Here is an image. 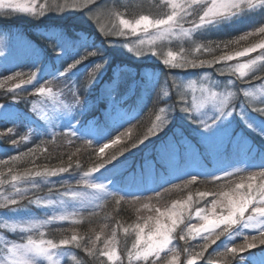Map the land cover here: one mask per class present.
Listing matches in <instances>:
<instances>
[{"label": "rangeland", "instance_id": "1", "mask_svg": "<svg viewBox=\"0 0 264 264\" xmlns=\"http://www.w3.org/2000/svg\"><path fill=\"white\" fill-rule=\"evenodd\" d=\"M19 2L25 3L27 0H19ZM60 2L63 3V0H60ZM42 3H44V0H37V4ZM133 3L138 6L139 10L136 13L137 15L134 18H130L129 21L138 19L140 15H148L152 19L171 12V8L164 7L161 4V0H93V3L88 6V9L92 10L91 13L86 8H66L63 12L45 11L43 16H36L25 12L12 13L9 16L0 14V21L18 18L40 21L43 23L42 29H51V33L54 36L55 34L60 35L61 41H59V44L63 45L68 44L65 40L66 36L55 30L66 27L83 32V30L90 29L107 37L109 43L114 46L113 52L117 57L132 64L147 66L143 69L140 68V77L135 81H131L129 92L126 95L119 97L114 95L113 91L118 87V80L115 77L114 80H107L103 85L101 84L98 87L99 90L95 99L88 97L85 100H80L76 95L74 71L73 73L66 74L64 77L59 76L60 72H58L52 81V87L55 90L59 89L57 93L51 92L49 94V88H45L46 86H44L45 92L43 94L38 92L33 97L34 99L29 102L28 107L35 117L33 119L30 117L29 112H22L16 103H0V105H3L0 108V124L15 122L18 126L24 128L30 136L33 134L45 135L50 138L58 137L63 140L65 139L64 141L69 139L75 141L77 139L84 144H86V140H89L93 143V147L98 148L96 150L97 154L101 144L110 142L113 138L112 135L114 136L122 127H124L122 133H126V136H122L123 140L131 136L132 131L130 132L125 128L132 124L130 119L136 114L141 113V109L144 110V101L153 92L152 84L155 80L158 81L159 73L156 72L155 68L151 69L149 66L157 64L175 72L169 75V80L166 81L163 92L155 98L156 104L159 103V100H164L167 104L169 101L171 103L173 101L175 105L172 107L171 103L168 104L165 112L161 114V118L166 123L153 134L155 143H146L143 146L136 147L114 163L104 166V168L99 169L97 172H92L90 177L87 178L91 183L103 184L105 191H97L78 183L83 177V172L86 171L79 168L69 169L66 173H59L56 176L31 177L27 182H12L11 177L10 179H4L5 183L3 186H0V193L4 195L14 193L13 183L16 184V187L27 188L28 192L27 198L22 201L26 207L0 209V222L22 223L30 220H46L54 215L68 216L66 220L53 221L51 224H47L40 229H34L31 232H21L19 229L15 232L0 229V235L10 243H26L29 235L34 240L39 241L40 232L45 233L44 239L47 240L46 232L55 230L57 227L64 226L69 228L70 226H75L76 221L82 220L84 215L88 216L89 213L94 212L96 214V212H100L104 207V202L112 196L110 193L118 194L125 197V199L136 198L152 191L159 183L169 179H180L189 175L208 177L212 180H217V177L218 179H225L228 178L225 176L226 172L230 171L235 175L244 169L264 162V115L247 107L253 97H245L243 95V91L249 87V83L256 85L261 83V81L252 78V73L261 77L264 76V71H260V68L264 67V60L257 61V64L249 72V75L239 79L237 78L238 74H226L225 76L218 74L216 70L223 66V62L213 65L211 68H171L163 63V59L166 58L168 51L178 54L181 47L186 50L190 48L191 45L187 38L170 37L168 39H154L157 33L153 28H149L147 32L140 28L135 33H132L130 29H123L124 35H106L105 32L100 31L101 24L106 28H112L114 24L119 25V18L113 16V10L116 5L127 9ZM197 12H199L198 7L197 11L188 17V20L196 19ZM96 16L99 17V22L95 18ZM56 20H58L57 23H54L53 21ZM263 20L264 7L244 8L229 18L214 22L192 33L191 38L201 43L204 40H213L212 38L221 37L230 32L239 31L253 24H258ZM86 24L89 27L85 26ZM45 25L47 26L45 27ZM120 27L122 28V26ZM184 27H191V25L184 23ZM0 29L3 31L2 25H0ZM21 29V25L11 24V27H7L5 32H0V48L7 47L8 49L7 55L0 58V73L4 70H14L24 64L23 62L26 63L24 64L25 66L34 68L35 62L42 56L40 51L32 49L26 37L19 35ZM141 40L145 41L143 45L139 44ZM152 40H154V43L150 44L149 41ZM129 47H132L134 50L129 51ZM141 48L145 50V54L137 57L136 51ZM149 48H152L157 54L153 55L151 52L146 51ZM260 51V49H257L245 57H235L227 63L232 65L246 63L250 59H255L260 54ZM59 57L60 55H56L52 60L58 62L56 59ZM51 64L52 61H49L36 70L37 78L33 83L41 79L44 73L48 72ZM116 69L121 72L125 69V66L123 64V70L115 67ZM179 70L181 73L177 72ZM188 70L193 71L190 72ZM206 73L209 79H203ZM131 75V77L135 76L133 72ZM105 78L106 76H104ZM173 79L182 85L183 99H181L177 89L172 86ZM229 79L234 83L228 86V90L236 93L231 100L232 114L226 119L221 118L217 120L210 131L201 128L198 123L199 120H210L218 115L216 102L208 91H202V89L224 92V87ZM191 82H194L193 86L187 87ZM213 82H216L220 87H215ZM30 85L21 84L19 88L14 87L12 92L18 94L19 91H24ZM66 86H69V89L75 93L69 95L66 90L60 92V89H64ZM165 91L168 92L167 96L164 95ZM252 91L255 98H257L255 106L264 107V104H259L264 103V95L259 96L256 89H252ZM135 95L138 96L139 103L137 107L133 108L134 102L132 98ZM77 98L81 103L71 113L63 109V104H72ZM103 102L105 106L102 110V119H99L100 116L97 115V112L93 113V110L95 108L99 111L98 106H101ZM33 104L37 106L36 111H33ZM184 107L189 108L190 111H181V108ZM41 110L47 113V119L41 118L39 114ZM249 124L252 127H249ZM162 130L164 131L159 133ZM69 131L74 132L75 136H66V133ZM165 132L167 133L165 134ZM25 135L27 136V134ZM216 137L222 138L221 143L213 147L210 141ZM230 139L232 140L231 145L229 149L225 150L228 145L227 142ZM123 140L118 145H110L109 149H106L105 152L119 148L123 144ZM156 140L158 141L156 142ZM168 149H171V155L167 154L166 150ZM0 152H3L1 147ZM207 156L211 159L213 165L211 168L205 166V158ZM237 168L241 171L237 172ZM167 174L169 177H166ZM33 180L38 185L37 188H33ZM72 191L81 192L86 198L73 199L71 197ZM62 193H67V195H60ZM36 198L51 199L56 201V203L40 207L28 203V200ZM209 199V195L200 198L195 194L189 210L184 213V222L179 224L172 233L173 239L168 246L169 248H175L177 251L180 248L179 242L182 241L184 243L177 264H187L188 259L191 258L190 252L184 251V249H187V244L184 240L186 242L187 240H191L192 243L194 241L199 242L200 240H204L203 237L207 235V233H202L200 236L193 238L186 234L188 227L193 224L199 225L202 223L195 215L197 209L208 210V214L211 217L210 209L214 200L210 201ZM172 207L173 204L168 207V210H171ZM189 212L191 213L190 218ZM248 214L250 213H246L245 217ZM162 219H164L165 223H170L166 218ZM140 225L145 227L142 235L146 239L148 227H146L147 225L144 222L140 223ZM134 226L136 225L128 224L121 229V239L117 243L119 247L116 250V255L119 259L108 262L122 264L123 260H128L127 253L134 251L132 245L136 241V227ZM125 228L128 231H124ZM255 233L259 232L242 226H233V229L225 233L219 244L217 243L215 247L212 246L211 250L213 249L214 253V249L217 250L219 247L225 249L233 241L241 239L247 234ZM181 235H185L184 240L180 239ZM190 246L192 244L188 247ZM0 249H3V244H0ZM50 255L52 257L51 261L44 256H30V259L33 260L34 264H70L73 262L74 252L70 247L61 246L60 248L51 250ZM203 256L205 257V255ZM164 257L171 259V253L167 249L161 253L162 261ZM240 257L247 258L246 264H264V249H256L255 251L242 254ZM152 259H155V257H150L148 264H151ZM162 261L158 262V264H162ZM0 264H7L5 250H0ZM132 264H145V261L133 260ZM195 264H200L199 257H197ZM202 264L216 263H205L203 261ZM234 264H240V262L237 260Z\"/></svg>", "mask_w": 264, "mask_h": 264}, {"label": "snow or ice", "instance_id": "2", "mask_svg": "<svg viewBox=\"0 0 264 264\" xmlns=\"http://www.w3.org/2000/svg\"><path fill=\"white\" fill-rule=\"evenodd\" d=\"M93 3V0H63V3L60 0H44V3L37 4V0H27L25 3L19 2V0H7V4H4V0H0V14L4 15H11L12 13L17 12H25V13H32L36 16H43L45 11H56V12H63L66 8H86ZM161 4L164 7H170L171 12L162 15L159 17H155L150 19L148 15H140L138 19H134V21H129L127 19L119 18V13H113L117 18H119V25L114 24L112 28H106L103 24L100 25V31L105 32L106 35H124L123 29H130L132 33H135L137 29L142 28L143 31L147 32L149 28H153L156 30L157 38L158 39H168L170 37L176 38H190L192 33L200 30L201 28L211 25L214 22H218L222 19L229 18L235 15L238 11L248 8L253 9L256 7H264V0H161ZM196 6V7H194ZM197 7L199 12H197L196 19L188 20V17L192 16L194 12L197 11ZM91 13L92 10L88 9ZM202 13V14H200ZM99 22V17H95ZM184 23H189L191 27H184ZM122 26V28L120 27ZM178 29V31H177ZM259 34V39L257 42L253 43L252 45L243 48L242 50H238L241 54H229V53H222L220 55H214L212 59H202L201 56L205 53L211 54L215 52L217 49H220L222 46L227 48L230 43L235 41H228V42H216L215 46L213 47V42H209L212 46L213 51L207 50L203 44H197L196 46L192 47L191 49H184L180 48L178 54H174L172 51H168L166 58L163 59V63L168 65L171 68H179V69H195V68H211L213 65L221 64L223 62V66L218 68L216 71L220 76L227 75H237V78L247 77L249 72L252 68L257 64V61L264 60V26L259 27L257 30ZM257 35V33L248 32L245 35L239 37L240 40H246L249 36ZM154 38V39H157ZM55 40L58 42L61 41V37L59 34H55ZM145 41H139L140 45H143ZM149 43H154V40L149 41ZM56 45H54L55 47ZM67 46V45H65ZM130 51L134 49L129 47ZM257 49H260V54L256 56L255 59H250L246 63H237L235 65L229 64L227 62L232 61L235 57H245L249 53L255 52ZM148 52H151L153 55L157 53L153 51L152 48L148 49ZM137 54V52H136ZM97 55L94 51H88L85 55H80L79 59L74 58L72 63L67 64V67L59 73V76L64 77L66 74L70 73L73 69H75L78 65L82 63V61L87 60L89 57H95ZM242 65L246 67H241ZM102 67L101 64L97 63L93 72L90 74V79L94 77V74L97 70ZM260 71H264V67L260 68ZM23 73H15V76L6 77V80H13L17 77L20 78V84H32L34 80L37 78L36 72H31L27 75V79L23 78ZM252 78L258 81H261L259 85L249 83V87L243 91V95L245 97H253L250 100L247 107L252 108L254 111L259 112L260 114L264 115V107H256L257 98H255L252 89H256L260 95H264V77L253 75ZM203 79H209L208 74L206 73ZM215 87L219 88L220 86L216 83ZM234 82L229 79L227 84L225 85L224 92H215L211 91L210 89H202V91H208L210 96L214 99L217 104V112L218 115L214 118L209 119H201L198 121L201 128L205 130H211L213 126L216 124L217 120L221 118H227L232 114V106L231 100L236 95L233 91L228 90L229 85H232ZM194 82H191L187 85V87H192ZM2 86V85H0ZM172 86L177 89L180 93L181 99H183V92L181 91V84H178L175 79H173ZM17 88L20 87L19 84L16 85ZM40 93L45 92V88L41 87L38 89ZM49 94L51 93V89H48ZM164 95L167 96L168 92L165 91ZM80 100L77 98L74 103L72 104H63L62 107L68 113H71L74 108L80 105ZM264 104V103H259ZM3 105H0L2 108ZM37 110V106L33 104V111ZM160 113H164L165 109L161 108ZM181 111L189 112L190 109L187 107L181 108ZM40 116L42 119H47L48 115L45 111H40ZM156 122H153L152 126L148 129L147 133L144 134L143 139L146 140L149 138L150 135L154 134L157 129H159L164 123L165 120L161 118L160 115H157L155 118ZM247 123V121H246ZM252 127L251 124L248 125ZM13 130L11 128L8 129V133H11ZM0 135H4L0 133ZM55 135V134H54ZM66 136H75V133L69 131L66 133ZM121 136H126V133H121L118 136V140L120 143ZM22 139H27V137H23ZM132 139L131 147H136L137 142L141 143L143 140H140L139 137L136 138H129ZM220 137L213 138L210 143L213 147L218 146L221 143ZM18 142L13 139L12 144L15 145ZM68 143H71L69 139ZM118 143V144H119ZM117 144V145H118ZM127 146L124 148H117L115 151L110 153L106 160V164L111 163L113 160H116L118 156L122 155L125 151H127ZM243 150V147H242ZM41 149L37 146L34 149H29L28 152H22L19 156L11 157V161H5L0 159V167L8 166L10 163L15 164V162L25 159V158H32L34 162V158L36 157L37 153L40 152ZM46 151V150H45ZM77 152L79 149L76 150ZM168 155H171V149L166 150ZM75 152L70 154L68 157V166H60L56 168H45L43 171L40 170H29L26 169L24 172L19 174H11V181H29L31 177H40V176H56L59 173H66L71 164L73 162V156H75ZM77 167H79V162H76ZM104 166L102 168H104ZM101 169V168H100ZM95 166L89 168L88 170L83 172V177L78 182L83 184L84 186L95 189L97 191H105V186L103 184L91 183L88 177H90L92 172H97ZM237 172L241 171L239 168L236 169ZM9 172L12 173V168L9 167ZM232 172H226L225 176L230 177L232 176ZM3 177V172H0V186H3L5 183ZM192 179L186 181L183 186L181 185H174L175 188L180 187H187L189 184L194 183L196 179ZM218 179V177H217ZM248 183H237L235 187L231 190V192H218L215 195L218 197L217 200L213 201L212 204V215L211 217L208 214V210L205 209H197L195 211L196 217H198L202 223L199 225L193 224L188 227L187 236H191L193 238L200 236L202 233H207L206 236L203 237L205 243L201 245V251L197 253H189L190 259H188L187 264H195L197 257L204 255V249H207L209 246V242L215 244L217 240L220 239L223 235H218L221 233L223 229L229 228L230 225L227 223H218L213 225L212 222L218 220L223 217H228L229 215H235L236 219L239 218V210L242 208L244 209L243 215L245 216L246 213H251L246 216V228L254 229L259 232L258 236H264V171L259 173H253L247 177ZM33 188H37L38 185L35 181H32ZM12 187L15 189L14 193H10L8 195H4L0 193V209H16L26 207L22 201L27 198V188H20L16 187V184L13 183ZM70 187V186H69ZM240 189H245L243 193H240ZM51 191V190H50ZM60 195H67V193H62ZM196 195L200 198H204L210 193H202L197 192ZM71 197L73 199L76 198H86L81 192L72 191ZM113 200L117 205L124 199L117 197L115 194H112ZM219 197H223V199H219ZM192 195L188 196L187 201H175L173 203V207L171 210L161 212L158 209H155L158 213L157 216L149 217V220L154 219V224L148 226V236L145 237L142 235L145 231V227L137 224L136 227V241L133 243L132 248L134 251H129L127 253L129 264H132L133 260L145 261V264H148L150 257H155V259L151 260V264H158V262L162 261L161 253L167 249L172 255L171 259L168 257H164L162 264H177V260L179 257V253L176 251L175 248H169L168 246L172 242L173 236L172 233L178 227L179 224L184 222V213L189 210V207L192 202ZM135 202H139L138 199ZM29 204H34L38 207L40 206H50L56 203V201L51 199H30L28 200ZM223 206L225 211L220 212L217 214L216 209L218 206ZM145 208H148L149 205L145 204ZM191 213L189 212V218ZM166 218L170 223H165L164 219ZM68 216L60 215V216H51L46 220H30L27 222H9L4 221L0 222V229H6L15 232L19 229L21 232H31L34 229H40L47 224H51L53 221L56 220H66ZM78 223V221H76ZM147 224V222H146ZM234 226V225H231ZM154 229V230H153ZM219 229V231H217ZM124 231H128L127 228ZM44 232H40V239L36 241L32 238L31 235L27 237V242L22 244L17 243H10L2 235H0V244H3V249L7 254V264H34L33 260L30 259V256H44L49 261H51L52 257L50 255L51 250L60 248L62 245H69L75 244L77 248H83L84 251L90 256H106L108 261H112L114 259H119L116 255L115 250H100L94 247H89L87 244L83 243L84 237L78 236L75 232L71 235L70 238H63L60 239L59 243L54 242L53 240H45L44 239ZM115 237V232H113V238ZM245 237L244 239H246ZM99 235L96 236V240H99ZM180 239L184 240L185 235H181ZM89 240L94 245L95 241ZM143 242V243H141ZM254 241L253 245L254 246ZM264 244V240L261 241ZM139 246V247H138ZM108 248V245H105V249ZM229 249H234V247H226L225 252L220 253L222 256H227L229 253L235 254V251H229ZM185 252L188 249H184ZM77 264H80L77 261ZM100 264H104V262H100Z\"/></svg>", "mask_w": 264, "mask_h": 264}, {"label": "trees", "instance_id": "3", "mask_svg": "<svg viewBox=\"0 0 264 264\" xmlns=\"http://www.w3.org/2000/svg\"><path fill=\"white\" fill-rule=\"evenodd\" d=\"M138 10V6L134 3L127 9H123L122 7L116 5L113 13H119V18L130 20V18H134L137 15L136 13ZM78 15L81 16L82 14ZM113 16L116 17L115 15ZM57 21L58 20L53 22L57 23ZM0 22H2L0 23V25H2L3 27V31L0 29V32H5V29H7V27H11V24L18 26L21 25L22 29L19 35L28 39V43L33 50H38L40 51V53H42V56H40L39 60L35 62L34 68H31L27 65L25 66L24 64L26 63L23 62L24 64L14 70H4L0 73V85H2L0 86V103H16L22 112H29L30 117L34 116V113L31 112L30 108L28 107L30 104L29 102H31L34 99L33 97L37 95V93L39 92L38 89L42 86H46L45 88H50L51 92L57 93L59 89L55 90V88L52 87V81L53 79H55L54 77L58 72L63 71L67 67V64L72 63L74 58L79 59L80 55H85L88 51H94L97 53V55L95 57H89L87 60L82 61L80 65H78L70 72L73 73L74 71L75 73L74 84L76 85V95L80 100H85L88 97L95 99L96 94L99 90L98 87L101 84L103 85L107 80H114L115 77L118 80V87L113 91L114 95L116 97L126 95L129 92V85H131V81H135L140 77V68L143 69L144 67H147L144 65L132 64L131 62H126L125 60L117 57L113 52L114 46L109 43L107 37L102 36L101 34L88 28V30H83V32H79V30H75L74 28L66 27L64 29L55 30L66 36L65 40L68 44L67 46H65L63 44H59V42L55 40V36L51 33V29H42L43 23H41L40 21H32L28 18H18L5 19L4 21ZM46 26L47 25H45V27ZM85 26L89 27L88 24H86ZM262 26H264V20L258 24H253L239 31L230 32L221 37L212 38L213 40L207 39L202 41L201 43L204 44L213 42V47L215 46L216 42L236 41L237 43H230L227 48H224L222 46L220 49H217L211 54L205 53L201 56V58L210 60L214 55H220L222 53L234 54L235 51L242 50L243 48L252 45L253 43L258 41L259 34L257 30ZM248 32L257 33V35L249 36L246 40L239 39L240 36L245 35ZM54 45L56 46L54 47ZM56 55H60V57L56 59L58 60V62L52 60ZM49 61H52V64L49 66L48 72L42 75L41 79L31 84L24 91H19L18 94L12 92L17 84L21 85L20 78L17 77L13 80H6V77L15 76V73L19 72L24 74V79H27V75L29 73L36 72L39 67ZM97 63L101 64L102 67L97 70L94 74V77L90 79V74L93 72V69L95 68V65ZM123 64L126 70H123ZM115 67L123 71L119 72L117 71V69L115 70ZM149 67L151 69L155 68L156 72L159 73L158 81L155 80L152 84L153 92L152 95L144 101V110L141 109V113L136 114L132 119H130V122H132V124L125 128L130 132L132 131V134L126 140H123L121 136L120 142H122L123 140V144L121 143L122 145L119 148H124L127 146L128 150L125 151L122 155L118 156L116 160L124 157L136 147L143 146L146 143H155L153 134L150 135L146 140L143 139L144 134L147 133L153 122H156V116H161L162 113H160L159 110L161 108L166 109L167 105L171 103L169 101L167 104L166 101L159 100V103L156 104L155 98L163 92L166 81L169 80V75H172V73L175 72L172 70H167L163 66L157 64L151 65ZM188 71L192 72L193 70ZM132 72L135 75L134 77H131ZM177 72L181 73L180 70ZM104 76H106L105 79ZM65 90L69 95L75 93L73 92V90L71 91V89H69V86H66V88L64 89H60V92H64ZM138 99L139 98L137 95L132 98L134 102L133 108L138 106ZM171 104L172 107L175 106L173 104V101ZM104 106L105 105L103 102L101 106H98L99 111L95 108L93 110V113L97 112V115L100 116L99 119H102L101 115L103 113L102 110ZM9 128L13 130L11 133H8ZM123 130L124 127L119 129V131L114 134V136L112 135V137L115 138L116 136H118V134H121ZM163 131L164 130L159 133H162ZM0 133L4 134L0 135V147L3 151L0 152V159L2 160L11 161V157L19 156L20 153L28 152L29 149H34L37 146H39L41 149V151L38 152L36 157L34 158V162L32 158H25L15 162V164L10 163L8 166L0 167V172H3V179H10L11 174H19L24 172V170L26 169L43 171L45 168L52 169L60 166L67 167L68 157L74 152L76 154L75 156H73V162L69 169L79 168L80 170H87L94 166L93 164L89 163V160H95L97 158L96 150L98 148L96 149L93 146L88 147L86 144L78 141L77 139L75 141L71 140V143H68L69 140H66V142L64 141L65 139L63 140L58 137L50 138L45 135L36 134L30 136V134L24 128L18 126L15 122L0 124ZM166 133L167 132H165V134ZM25 134H27V136ZM25 136L27 137V139H22ZM136 137H139L140 140H143V142H137L136 147H131L130 145L132 143V139L129 138ZM13 139H15L18 143L13 145ZM157 141L158 140H156V142ZM231 141V139L228 140V145L225 150L229 149ZM77 149H79L78 152L76 151ZM113 151H108L101 155H103V157L106 159L107 156ZM116 160H113L111 163L106 164L105 166L114 163ZM77 161L79 162V167H77ZM9 167L12 168V173L9 172ZM261 171H264V162L251 168L244 169L242 170V172L225 179L212 180L211 178L199 177L195 175L196 181L194 183L189 184L187 187L180 188H175L174 185L183 186L186 181L192 179V175L185 176L180 179H169L158 184V186H156L152 191L139 196V202H135V198L125 199L124 197V200H122L120 204L117 205L113 200V197L111 196L107 201L104 202V207L100 212H96V214L92 212L89 213L88 216L84 215L82 220L78 221V223H75V226H70L69 228L62 226L57 227L55 230H50L46 232V238L47 240L50 239L54 242L59 243L60 239L70 238L71 235L75 232L78 236L84 237L83 243L87 244L89 247L108 251L115 250L116 252L119 247V244L117 245V243L121 239L120 231L128 224L137 225L143 222L146 224L147 222L146 227H148L149 225L154 224V219L149 220L148 218H154L158 215V213L154 211L155 209H158L161 212L168 211V207L171 206L175 201H185L189 195L194 196L197 192L211 190L209 200H217L218 197L215 195L216 193L221 191L231 192V190L235 187V184H247V177L249 175L253 173H259ZM244 191L245 189L239 190L240 193H243ZM219 199L222 200L223 197H219ZM145 204H148L149 207L145 208ZM211 209L210 214H212ZM223 211H225V209L222 205L218 206L216 209L217 213ZM113 232H115L114 238ZM97 235H99L100 237L99 240H96ZM258 235L259 233H255L247 234L246 236ZM223 236H221L215 244L209 242L208 248L204 249L205 257H199L200 264H202L203 261L205 263L216 264H229V261H232V264H234L237 261L236 259L238 258V256H241L242 254L248 253L250 251H255L256 249H264V245L257 242L256 247L246 249L242 253L237 252L234 255L229 253L227 256H222L220 255V253L225 252V249L222 247H219L217 250L214 249L213 253V249L211 250V247H215L217 243L219 244V241ZM246 236L233 241L230 244L229 248L235 247L236 244L244 243V238ZM89 237H91L92 241H95L94 245L89 240ZM184 242L187 244L186 248L190 253L200 252V246L205 243L204 240H200L199 242L194 241L193 243L191 242V240H187V242L186 240H184ZM179 243L180 248L177 250V252L180 255L184 243L182 241H180ZM106 244L108 245L107 249H105ZM191 244L192 246L188 247ZM62 246L65 247V245ZM66 247H70V249L74 252L73 262L70 264H77V261H79L80 264H100L101 261L104 262V264H112L111 262H108L105 256H99L98 258L95 256H90L84 251L83 248H77L75 244H69L66 245ZM122 264H129V261L123 260Z\"/></svg>", "mask_w": 264, "mask_h": 264}, {"label": "clouds", "instance_id": "4", "mask_svg": "<svg viewBox=\"0 0 264 264\" xmlns=\"http://www.w3.org/2000/svg\"><path fill=\"white\" fill-rule=\"evenodd\" d=\"M4 4L5 5L7 4V0H4ZM155 38H157V35H156ZM187 39H188V41H189V43L191 45V47L188 48V49H191L192 47L196 46L197 44H203V46L207 50H209L210 52L213 51L212 46H211L210 43H207V44L200 43V42H198L196 40H193L191 37L187 38ZM233 43H237V42L235 41ZM128 50L130 51V49H128ZM146 51H148V49ZM7 52H8L7 47L0 48V58L5 57L7 55ZM136 52H137V54H136L137 57L143 56L145 54V50L143 48H141L140 50H138ZM234 54L235 55H240L241 53L237 50V51L234 52ZM241 67L243 68V67H246V66L242 65ZM85 143H86V145L88 147H91L92 144H93L89 140H86ZM118 143H119L118 136H116L115 138L111 139L110 142L101 144V146L99 147L98 153H97V158L95 160L90 159L89 163L93 164L95 166L96 170H99L100 168H102L104 166V164L106 163V160L103 157V155H101V154H103L106 149H109L110 145L111 146H115ZM44 177H47V175H45ZM193 179H196V177H193ZM210 191H203L202 193L207 194V193H210ZM110 194L112 195L114 193H110ZM121 198L124 199L123 196H121ZM135 199L140 200V197H136ZM243 212H244V209L241 208L239 210V218H238V220L236 219L235 215H229L228 217H223V218H220L218 220L213 221L212 222L213 225L218 224V223H227V224L230 225L229 228L223 229L221 231V233H219L218 235H224L225 233L229 232L230 229H233V226H231V225L242 226V227L246 228L247 218L243 215ZM246 237L247 238L244 239V243L236 244L234 249H229V251L230 252L231 251H235L236 253L237 252H241L242 253L246 249H251V248L256 247L257 242L259 244H262L261 241L264 240V236H246ZM253 241L255 242L254 246H252L253 245ZM262 245H264V244H262ZM246 259H247L246 257H240L239 256L236 260H238L240 262V264H246ZM229 264H232V261H229Z\"/></svg>", "mask_w": 264, "mask_h": 264}]
</instances>
